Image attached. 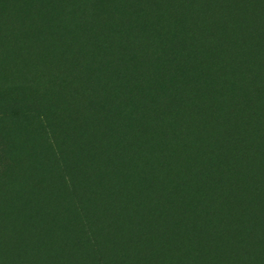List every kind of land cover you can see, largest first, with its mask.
<instances>
[{
	"label": "rangeland",
	"instance_id": "374dc122",
	"mask_svg": "<svg viewBox=\"0 0 264 264\" xmlns=\"http://www.w3.org/2000/svg\"><path fill=\"white\" fill-rule=\"evenodd\" d=\"M0 264H264V0H0Z\"/></svg>",
	"mask_w": 264,
	"mask_h": 264
},
{
	"label": "trees",
	"instance_id": "16d2710c",
	"mask_svg": "<svg viewBox=\"0 0 264 264\" xmlns=\"http://www.w3.org/2000/svg\"><path fill=\"white\" fill-rule=\"evenodd\" d=\"M46 71L47 72H45V73H40L38 71L37 77H34L32 79H31L32 74L30 73L29 78H30V80L37 82V85L40 87L41 90L50 91L57 83H61L62 80L60 79V74L55 73L51 70H46ZM73 79H74V76H72L70 78L71 82H74ZM22 85L23 84H17V85H12V86H13V89L23 88V90H25V91H27V90L31 91V88L28 87L27 84H25L24 87ZM33 88L34 87H32V89ZM74 92H75V89H73V91H71L69 93V95L73 94ZM88 100L89 99L85 98L83 100V102H87ZM43 116H44L42 119V123L44 124V127H43L44 133L43 134L45 135V137H47L46 139L50 142L58 140L59 136H57V133L54 131L53 123L50 121V117L48 116V113L45 112L43 114ZM45 122H47L48 128L46 127Z\"/></svg>",
	"mask_w": 264,
	"mask_h": 264
}]
</instances>
